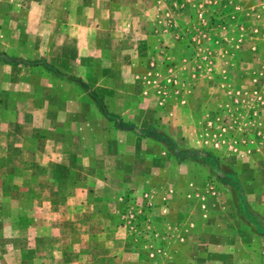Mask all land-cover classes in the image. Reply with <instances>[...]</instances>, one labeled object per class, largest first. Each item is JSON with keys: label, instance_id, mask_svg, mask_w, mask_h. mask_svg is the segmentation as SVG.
I'll return each instance as SVG.
<instances>
[{"label": "crops", "instance_id": "0c3cea01", "mask_svg": "<svg viewBox=\"0 0 264 264\" xmlns=\"http://www.w3.org/2000/svg\"><path fill=\"white\" fill-rule=\"evenodd\" d=\"M238 1L235 0L231 7L230 20L245 21L253 17L250 25L264 24V0L246 9L240 7ZM41 8L27 0H0V11H3L0 19V127L12 125L1 139L8 143L6 156L10 160L4 162V178L10 185L20 187L18 193L4 192L3 198L10 201L16 193L21 203H27L25 207L20 205L19 210L0 212L3 226L0 228V261L3 264H195L202 257L199 250L234 246L232 242H215L216 245L203 241L201 221L217 216L205 209L204 198H195L192 194L188 199L182 195L185 210L172 215L170 204L177 192L171 189L170 183L155 184L157 175L152 171L157 166L170 164L160 150H155L163 147L159 141L117 126L101 130L100 135L97 133L95 125L108 127L116 118L104 112L93 90L77 79L85 80L88 75L85 76L83 65L77 61L91 59L90 52H85L84 46L82 50L78 48L80 34L61 36L60 30L50 49L49 46L41 48V42H48V38L38 30L29 35L28 27L32 26L29 20L33 18L27 17L29 10ZM123 10L129 17L121 18L119 14L118 24L121 28L129 26L130 46L122 50L123 47L116 43L113 51L123 55L128 65L123 64L114 72L127 73L132 80L136 77L135 84L141 82V77L140 65L134 59L148 56L149 49L151 52L154 49L149 47L152 37L157 36V41L162 37L160 33L151 34L152 23L141 19L134 8L123 6ZM240 10H244L243 14ZM179 23L170 31L168 28L174 24L172 19L161 20L162 34L164 40L170 39L167 35L179 39L184 50L187 34L184 26L179 29ZM54 24L61 26L59 20ZM88 25V22L71 21L67 26L80 29ZM34 26L41 24L37 22ZM136 29L142 33L141 37L137 33L134 35ZM261 34L264 41V33ZM121 36L118 34L117 39H122ZM111 38L100 36L106 45L111 43ZM250 44L256 45L251 40ZM27 46L30 49L27 50ZM49 53L57 56V63L52 66L44 59ZM203 54L196 51L194 57L202 59ZM241 57L244 58V53ZM242 61H236L235 65L243 64ZM144 69L152 72L154 67L148 62ZM48 72L53 75L52 86L45 84ZM122 82L123 79H116L115 95L123 93ZM135 87L134 97L138 95L139 99L141 86L136 84ZM99 88L108 89V86L101 81ZM115 95L106 99L117 105L119 99L110 98ZM144 104V101L133 99L132 104L127 103L129 107L125 106L129 114L120 119L137 122L134 115ZM36 118H46L47 125H35ZM157 123L163 127L162 120ZM169 134L166 136L177 137ZM18 139L21 147L15 149ZM136 146L145 147L144 152ZM150 165L153 168H149ZM47 186L54 188L52 193L43 192ZM130 191L136 195L137 204L150 203V225L128 228L125 224L127 215L123 209L129 203L126 194ZM35 206H40L42 216L30 213L29 207ZM45 218L52 219L51 224ZM10 251L16 252L13 263L7 261Z\"/></svg>", "mask_w": 264, "mask_h": 264}, {"label": "rangeland", "instance_id": "374dc122", "mask_svg": "<svg viewBox=\"0 0 264 264\" xmlns=\"http://www.w3.org/2000/svg\"><path fill=\"white\" fill-rule=\"evenodd\" d=\"M27 1L29 4H38L42 7L40 10H29L31 13H27V17L33 18L29 20L32 26L28 27V34L31 35L38 30L48 38V42H41V48L49 46L50 49L52 40L56 39L59 30L61 36L81 35L78 48L84 46V51L90 52L91 59H86L84 62L75 60L83 65L85 76L88 73L85 80L77 79L84 87L93 90L94 97L101 104L102 110L116 118L111 120L108 127L104 126L105 124L95 125L99 135L101 130L118 125L129 127L127 130L132 132H135L134 128L140 131L154 128L165 137L170 135L169 132L177 136H169V138L174 141V147L178 152L174 151L173 145L167 142H160L163 147L155 149L160 150L159 152L170 163L152 170L153 174L157 175L155 184L170 183L171 189L177 192L176 198L170 204V212L173 216L185 210L186 203L182 195L188 199L192 194L195 198H199L197 196L204 198L205 209L216 213L217 216L205 217L201 221L203 241L207 244L215 242L234 244L228 249L222 246L223 248L219 249L204 248L197 251L202 257L196 260L195 264H264V41L261 38L264 24L250 25L249 20L252 22L253 17L245 21L235 18L230 20L233 11L231 7L235 5V0ZM259 1L240 0L237 4L246 9V6L257 4ZM69 3H72L71 7ZM123 6L134 8L141 19L152 23L151 34L160 33L162 37L159 41L155 40L157 36L152 37L149 47L154 49L152 52L149 49L148 56L134 59L140 65L141 77V82L135 84L133 80L136 77L132 80V76L127 73L114 72L123 64L128 65L126 59L122 58L123 55H116L113 51L116 43L123 47L122 50L130 46L129 26L125 25L121 28L118 24L119 19L129 17ZM0 14L2 19V10ZM106 16L108 20H105ZM169 19L174 23L168 28L170 31L172 28L176 29L174 25L180 21L179 29L184 26L183 30L187 34L184 43L188 40L185 43L186 49L182 50L184 45L174 36L166 34L170 39H163L164 27L161 20ZM57 20L61 23L60 27L54 24ZM71 21L88 22L89 25L80 29L77 26H67ZM37 22L41 26H34ZM94 24L97 26H93ZM99 26L105 29L101 31ZM100 33L104 37H112L111 43L106 45L100 39ZM136 33L139 37L142 36L139 29L134 31V35ZM118 34L122 35V39H117ZM91 35L95 36L94 40L89 37ZM251 36L253 39L249 38ZM250 40L256 45H251ZM28 49L30 46H27ZM196 51L205 54L202 59L194 57ZM107 52L109 56H105ZM50 53L44 59L52 66L57 63V56H52ZM184 53L188 55L185 56ZM242 53L244 58L241 57ZM239 60H243V64L235 65ZM148 62L149 66L154 67L152 72L144 69ZM195 71H203V73L196 74ZM46 75L45 84L52 86V73L48 72ZM116 79H123L121 83L123 93L118 95H115L113 89ZM101 81L104 86H108V89L99 88ZM136 84L141 86L139 99L138 95L134 97L137 92ZM111 95H115L114 98L110 97L111 99H119L117 105L111 99V101L106 99ZM133 99L145 103L134 115L137 122L120 119V116L129 114V109L125 106L129 107L127 103L132 104ZM103 107H107L108 110L105 111ZM159 120H162V128L157 123ZM34 124L45 127L46 118L44 120L36 118ZM11 127L12 125L9 124L7 127H0V212L2 213L11 211L10 209L16 211L20 209V205L23 207L27 205L21 203L16 194L20 187L10 185L4 178V162L10 160L6 156L9 151L6 147L8 143L1 139ZM54 139L55 142L56 135ZM19 141L20 139L15 149L21 147ZM136 147L141 152L145 150L143 146ZM210 155L214 158L213 161L212 158L208 159ZM18 161L19 159H15V162ZM148 167L153 168L151 165ZM53 189L52 186H47L42 190L44 193L46 191L52 193ZM4 192L16 193L9 201L7 197L3 198ZM135 196L131 191L126 194L129 203L123 209L124 214L128 213L130 203L136 202ZM38 207H29L28 210L33 216L40 217L44 213ZM148 214L149 210H146V217L144 219L138 217L136 220L127 216L125 224L128 228L150 225ZM44 220L51 224L52 219ZM1 227H3L2 223H0ZM30 235L29 233V237ZM201 238L200 236L199 239ZM9 253L7 261L12 260L13 263L16 252ZM3 263L0 261V264Z\"/></svg>", "mask_w": 264, "mask_h": 264}, {"label": "trees", "instance_id": "16d2710c", "mask_svg": "<svg viewBox=\"0 0 264 264\" xmlns=\"http://www.w3.org/2000/svg\"><path fill=\"white\" fill-rule=\"evenodd\" d=\"M117 127L118 128H121V129H128L129 128V127H122V126H118V125H117ZM137 134H139L141 136L151 137V138H153V139H155V140H157L159 142H162V143L163 142L170 143L171 145H173L172 146L173 147V150L176 151V152H178L177 149H176V147H174L175 146L174 145L175 144L174 141L172 139H170L169 137H165L164 135H162L161 133H159L158 131H156L154 128L153 129L152 128L151 129H148L146 131L141 130V133H137ZM207 156H209V155H207ZM209 158H212L211 161L214 160V158L211 155H210V157H208V159ZM145 217L146 216L143 215V216L140 217V219H144Z\"/></svg>", "mask_w": 264, "mask_h": 264}, {"label": "built area", "instance_id": "2783aa9c", "mask_svg": "<svg viewBox=\"0 0 264 264\" xmlns=\"http://www.w3.org/2000/svg\"><path fill=\"white\" fill-rule=\"evenodd\" d=\"M150 203L147 201L144 205H136V202L134 204H130L128 207V213L126 214L128 218H132V220L138 219V217H141L143 215H146V210H149ZM131 205H135V207H131Z\"/></svg>", "mask_w": 264, "mask_h": 264}, {"label": "water", "instance_id": "95a60500", "mask_svg": "<svg viewBox=\"0 0 264 264\" xmlns=\"http://www.w3.org/2000/svg\"><path fill=\"white\" fill-rule=\"evenodd\" d=\"M134 130H135V132H137V133H141V131L139 130V129H137V128H134ZM203 155H204V153H202Z\"/></svg>", "mask_w": 264, "mask_h": 264}]
</instances>
